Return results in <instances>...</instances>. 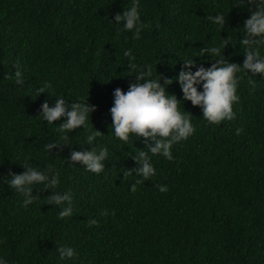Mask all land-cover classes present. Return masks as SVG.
Returning <instances> with one entry per match:
<instances>
[{"label": "trees", "instance_id": "trees-1", "mask_svg": "<svg viewBox=\"0 0 264 264\" xmlns=\"http://www.w3.org/2000/svg\"><path fill=\"white\" fill-rule=\"evenodd\" d=\"M131 2L0 0V177L22 173L26 160L41 169L52 164L61 173L57 191H71L74 208L59 218V207L46 204L51 189L42 186L33 192L40 199L24 207L23 196L0 180V255L9 264H264V75L240 74L235 118L219 124L184 101L175 80L185 56L204 67L222 55L242 66L239 40L249 7L233 6L234 0H140L148 27L133 39L114 20ZM218 12L226 14L224 29L206 19ZM230 36L219 57L197 55ZM126 49L138 64L173 79L166 90L195 126L173 145L172 160L148 154L156 174L135 191V173H123L139 166L132 157L147 150L144 138L111 135L114 89L127 91L136 80ZM17 66L23 84L5 78ZM59 95L95 106L89 129L73 130L67 141L57 131L63 117L52 124L39 118L41 105L53 106ZM92 125L102 134L85 144ZM53 141L60 145L50 153L44 145ZM92 146L108 149L100 174L70 160L72 151ZM61 245L77 256L61 261Z\"/></svg>", "mask_w": 264, "mask_h": 264}, {"label": "clouds", "instance_id": "clouds-1", "mask_svg": "<svg viewBox=\"0 0 264 264\" xmlns=\"http://www.w3.org/2000/svg\"><path fill=\"white\" fill-rule=\"evenodd\" d=\"M240 5H247L251 12L244 22L243 38L239 40L245 52L242 66L226 61L223 55L222 58H215V63L209 67L197 65L195 59L185 56L181 59L183 67L175 77L183 93V100L190 101L193 106H199L203 119L211 124L235 118L233 106L240 99L237 89L242 78L241 73L264 75V54L261 52V49H264V0H234L233 6ZM141 16L140 0H132L130 7L114 16L117 31L131 32L133 39H139L142 31L148 27ZM206 19L218 28H225L226 14L223 12L208 15ZM230 40L231 36L223 39L220 45L202 47L197 55L219 57L221 47L225 49ZM123 55L128 58L127 67L135 74L136 80L130 83L127 91L119 87L114 89L113 105L110 108L111 135L124 142L144 138L147 150H140L132 157L139 166L123 173L124 177L135 173V182L131 185V190L135 191L136 185L156 174L148 154L162 155L172 160L173 145L192 136L195 126L191 120L192 115L184 108L181 110L182 101L166 90L167 86L173 84V79L157 74L151 64H138L131 49L124 50ZM5 78H14L17 84L25 82L19 66L15 68L13 74L5 73ZM48 86L50 85H45ZM198 86L202 91L198 90ZM39 92L44 93V88H40ZM56 97L58 98L53 106H49L47 101L41 105L39 118L52 124L63 117V121L57 125L61 140L67 141L68 134L80 129L81 126L84 130L89 129L87 122L95 106L90 105L88 99L86 102L82 99L68 101L63 95ZM91 128L85 138V144L89 145H93L96 137L102 134L94 130L93 125ZM242 130L238 128L237 134ZM59 145L55 141L49 142L44 145V149L51 153ZM107 156L106 147H99L97 150L92 146L91 150L72 151L70 160L73 165L78 162L87 171L100 174L105 170ZM22 167L25 169L22 173H10V178L0 177V180L23 196L24 207L40 199L33 192L42 186V189H51V195L46 197V204L59 207L57 213L59 218L70 217L73 214V194L71 191H57V186L61 183V173L54 165L49 164L41 169L26 160ZM159 191L166 192L167 187L159 185ZM101 215H109L108 210L105 209ZM111 215H115V212ZM89 224L95 225L97 220L90 219ZM58 254L61 261L77 256L75 249L66 245L58 246ZM0 264H9V261L0 255Z\"/></svg>", "mask_w": 264, "mask_h": 264}]
</instances>
